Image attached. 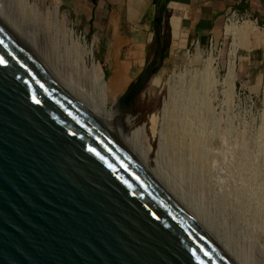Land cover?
I'll list each match as a JSON object with an SVG mask.
<instances>
[{
    "label": "water",
    "instance_id": "1",
    "mask_svg": "<svg viewBox=\"0 0 264 264\" xmlns=\"http://www.w3.org/2000/svg\"><path fill=\"white\" fill-rule=\"evenodd\" d=\"M117 100L121 124L166 60ZM0 264H248L127 130L0 15Z\"/></svg>",
    "mask_w": 264,
    "mask_h": 264
},
{
    "label": "rangeland",
    "instance_id": "2",
    "mask_svg": "<svg viewBox=\"0 0 264 264\" xmlns=\"http://www.w3.org/2000/svg\"><path fill=\"white\" fill-rule=\"evenodd\" d=\"M7 1L4 0L6 15L11 14L15 17L10 15L12 20L23 22L26 28L29 26V30L40 31L42 28V24H39L41 16L33 12L34 5L42 12L54 9L69 19L70 28L76 36L95 50L94 59L102 74L101 81L109 91V111L141 74L142 71L129 75L109 67V64L104 65L97 40L85 35L72 12L62 8L56 0H25L28 3L26 7H19L16 3L19 11L14 6L15 2ZM252 28L243 27L245 32L238 33L237 77L232 80L229 77L230 54L234 48L232 36L214 43L211 48L195 46L185 52L168 54L163 68L137 97L126 118L133 122L131 132L146 126L152 148L150 155L156 161L160 149V132L165 126L164 109L168 97L173 93L179 95L178 99L187 102L186 99L191 95L190 87H198V103L196 101V107L193 105L191 108L196 116H185L187 108L181 105L176 124L193 134L181 138L182 143L185 141L183 145H189L193 137L197 139L206 167L202 169L199 164L192 165L189 162L181 166L172 152L164 155L160 167L203 210L212 225L228 238L248 264H264V63L259 65L251 62L247 55L246 46L254 31ZM34 32L36 34L33 37L39 41L38 45H45L44 37ZM198 47L203 52V58L197 53ZM154 50L155 47L150 59ZM211 56L218 60L221 82L226 81L225 86L213 84L214 79L204 62ZM201 97L209 101L208 104L204 103L205 107Z\"/></svg>",
    "mask_w": 264,
    "mask_h": 264
},
{
    "label": "crops",
    "instance_id": "3",
    "mask_svg": "<svg viewBox=\"0 0 264 264\" xmlns=\"http://www.w3.org/2000/svg\"><path fill=\"white\" fill-rule=\"evenodd\" d=\"M56 1L72 12L85 35L97 40L104 65L134 75L151 60L157 0ZM234 13L248 16L259 29L249 36L246 51L251 62L263 64L264 0H170L163 25L166 56L224 41L230 36L226 21Z\"/></svg>",
    "mask_w": 264,
    "mask_h": 264
},
{
    "label": "bare ground",
    "instance_id": "4",
    "mask_svg": "<svg viewBox=\"0 0 264 264\" xmlns=\"http://www.w3.org/2000/svg\"><path fill=\"white\" fill-rule=\"evenodd\" d=\"M5 1H7V0H5ZM9 1L15 2L14 6L17 8V11H19L18 6L19 7L21 5H24L25 7L28 6L27 5L28 3H26L25 0H9ZM5 3L6 2H4V0H0V15L2 17H4L6 20H8L9 22H11V24H13V26L20 33H22L46 57V59L60 73H62L65 76V78L93 106H95L101 113H103L113 123H115L116 125L120 126L123 129L127 130L136 140L139 141V143L142 145V147L147 152H149V154H151L152 148L150 146V142H149L150 139L148 136L146 126H143L134 132H131V130H132L131 128L133 125L132 121H128V119L125 118V120L121 124L118 122L119 107L117 105V102L115 103V105L112 106L111 111L108 110L107 107H108V103H109V99H108L109 91H108L107 85L101 81L102 74L99 70L98 64L96 63V61L94 59L95 50L90 49L89 45L84 42L85 40L81 41V39L76 36L75 31H73V29L70 28L69 19L65 16L64 17L61 16L54 9L49 8V9L45 10L44 12H42L39 10V8L36 5H34L33 12H37L39 14L38 16L39 17L41 16L40 17L41 23L39 22V24H42V28L40 31H38L36 29L29 30L30 29L29 26H27V28H26L23 25V22L22 23L18 22L19 21L18 18H17L18 21H16V20H12V18H15V17H12V15L10 13L9 14L11 15L12 18L10 17V15H6L7 14V11H6L7 8L4 5ZM16 3L18 6H16ZM6 6H8V4H6ZM10 11H12V10H10ZM23 12H24V10H23ZM7 16H9V17H7ZM24 18H26V17H24ZM249 24H250V26H248ZM37 25H38V23H37ZM23 26H24V28H23ZM34 26H36V25H34ZM243 27L246 29H247V27H253L252 29H254V30L258 29L257 26L253 22H251L249 19L241 20V19L236 18V19H233L231 23H229L228 25L225 26L226 34L232 36L233 40H234V44H233L234 48L231 50L230 62H229L230 63L229 64V71H230L229 77L231 80L234 79L235 77H237V75H236L237 57H238V52H239V47H240V44L238 43V33L240 34V32H242V33L245 32L242 29ZM34 31L39 32L40 34H38V35H41V37L42 36L44 37L45 40L44 39L43 40L45 41L44 42L45 45H43V46L38 45L39 41L37 42V40L34 39V37H33L36 34ZM32 33H34V34H32ZM31 34H32L33 38L31 37ZM197 53L200 57H202V58L204 57L203 52L199 47L197 49ZM204 62H206V66L208 68V71H209L210 75L212 76V78L214 79L213 84L215 82L216 85L220 84L221 86H223V85L225 86L226 81L221 82L220 68H219L218 60L215 59V57L211 56L207 60H205ZM204 85L206 86V84H204ZM197 88L198 87L196 86V89ZM196 89L194 88V86L190 87L191 95L189 96V94H188L189 97H188V99H186L189 102L188 101L185 102V101L178 99L179 95H177L178 96L177 97V96H175V94L172 95L173 93L170 94V96L168 97L169 99H168L166 107L164 109V125L165 126H163V130L160 132V137H161L160 138V147H159L160 149L158 151L157 159H156V162L159 165H161L162 161H164L163 160V158H165L164 155H166L169 152H172V155L176 156L175 159L177 160V163L179 162V164H181V166H185L187 164V162H189L192 165L199 164L202 169H204V167H206L205 165L207 163L205 160L202 159L203 156H202V153L200 151L201 150L200 145H198V143H197V139L195 138V140H194V137H193V140L189 145L188 144L183 145V143H185V141H183V143H182L181 138H183V136H185L187 134H189V135L190 134L193 135V134L191 132L189 133L188 130L186 132L185 131L186 128L184 130L182 128L180 129V127L178 126V123L176 124V120H178L180 117L179 116L180 112H178V111H179V108L182 109L180 107L181 105H185L187 108V112L185 113V116H187V115L188 116L193 115V117L196 116V112L194 113L195 114L194 115L192 113V109H191V108H193V105H195L194 107H196V104L198 103V101H197L198 97L196 94L197 93ZM201 99H203V97H201ZM203 100H204L203 104L207 102L206 99H203ZM195 102H196V104H194ZM208 102L206 104H208ZM200 103H201V101H200ZM206 104H204L203 106L205 107ZM202 109H203V107H202ZM184 110H185V107H184ZM205 111L207 112V109ZM203 117H204V115H203ZM176 118H178V119H176ZM182 123H183V121H182ZM206 128H207V125H206ZM183 131H185V132H183ZM184 139H185V137H184ZM170 149H172V151Z\"/></svg>",
    "mask_w": 264,
    "mask_h": 264
},
{
    "label": "built area",
    "instance_id": "5",
    "mask_svg": "<svg viewBox=\"0 0 264 264\" xmlns=\"http://www.w3.org/2000/svg\"><path fill=\"white\" fill-rule=\"evenodd\" d=\"M236 18L241 19V20L249 19L248 16L238 15V14L234 13L233 15H231V17H229L227 19L225 26L228 25L229 23H231L232 20L236 19ZM212 46H213V42H210L209 48H211Z\"/></svg>",
    "mask_w": 264,
    "mask_h": 264
},
{
    "label": "trees",
    "instance_id": "6",
    "mask_svg": "<svg viewBox=\"0 0 264 264\" xmlns=\"http://www.w3.org/2000/svg\"><path fill=\"white\" fill-rule=\"evenodd\" d=\"M161 3V0H157V5L159 6V4Z\"/></svg>",
    "mask_w": 264,
    "mask_h": 264
}]
</instances>
